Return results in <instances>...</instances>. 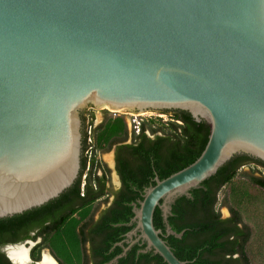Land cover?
I'll use <instances>...</instances> for the list:
<instances>
[{
    "label": "water",
    "instance_id": "obj_1",
    "mask_svg": "<svg viewBox=\"0 0 264 264\" xmlns=\"http://www.w3.org/2000/svg\"><path fill=\"white\" fill-rule=\"evenodd\" d=\"M93 109L125 117L179 110L207 125L199 157L155 177L126 224L125 242L134 237L139 253L186 264L162 239L182 236L167 223L175 200L236 155L264 163V0H0V219L76 182L82 130L89 167ZM156 208L164 235L153 225ZM32 245L0 251L16 264L7 249L23 246L29 264Z\"/></svg>",
    "mask_w": 264,
    "mask_h": 264
},
{
    "label": "trees",
    "instance_id": "obj_2",
    "mask_svg": "<svg viewBox=\"0 0 264 264\" xmlns=\"http://www.w3.org/2000/svg\"><path fill=\"white\" fill-rule=\"evenodd\" d=\"M173 120L168 132L150 130L152 138L147 136V123H141V132L134 141L122 146L129 151V159L125 160L119 171L123 190L108 216H104L101 224L109 229L114 225H123L133 217L132 204L142 200L143 190L154 185V178L159 180L174 174L193 163L201 154L208 140L209 130L201 121L195 122L184 111L168 112ZM82 126L85 116L81 114ZM179 122V123H177ZM127 128L123 118L110 119L95 129L94 146L96 151H108L111 147L125 139ZM82 130L81 170L76 182L58 198L47 204L15 215L0 219V247L6 244H16L26 239H34V229H39V235H46L44 241L52 236V247L56 256L63 260L68 252H73L80 264V245L75 227L88 221L92 215V204L99 199L100 179L95 176L99 164L92 159L90 171L86 172V186L81 192V179L86 169L85 137ZM253 164L262 172L253 169L243 177L249 184L264 191V163L245 155H236L225 163L214 176L204 181L200 188L190 191V197H180L171 207V215L167 223L176 234L182 233L180 239L170 235L162 237L173 254L186 264H250L246 253V245L250 238V230L241 219L240 213L229 207L230 216L222 219L216 211L217 194L222 187L230 183L237 172L244 166ZM257 174V175H255ZM94 184L96 186H94ZM103 184V183H102ZM79 201V206L70 207L73 200ZM71 208L65 215L61 209ZM80 211L76 218L69 217ZM45 223L47 225L45 226ZM153 225L165 234L160 210L155 209ZM117 229H120V227ZM129 229V228H128ZM129 254L131 264H166L153 252ZM125 260L121 259L119 264ZM61 263V264H63ZM0 264H10L0 252Z\"/></svg>",
    "mask_w": 264,
    "mask_h": 264
},
{
    "label": "flooded vegetation",
    "instance_id": "obj_3",
    "mask_svg": "<svg viewBox=\"0 0 264 264\" xmlns=\"http://www.w3.org/2000/svg\"><path fill=\"white\" fill-rule=\"evenodd\" d=\"M164 112L168 113L171 111H164ZM135 114H138V113H135ZM110 118L115 119V118H118V116L113 117L111 114H106V117L103 118V121L101 122V124L107 122L108 120H110ZM119 118H123V117H119ZM129 120H130L131 133L127 132L126 137L123 141L118 142L111 147V150H112V170L114 171V174H115L116 179H117V186L114 188L113 182L110 179L109 173H110L111 169L107 168V166H105V165L104 166L100 165V168L95 170V176L100 179L99 190L102 191L103 193L99 197V199H97L92 204L91 218L88 221L83 222V223H81L75 227V231H76L77 236H78V242L80 245V257H79L80 264H106V263L110 262L111 260H113L115 257H117L122 252V247L127 248L128 246H131L130 243L133 240H135V238L132 237L131 241L129 240V242H125L126 233H128L132 228V227L126 226V224L128 222L123 224L122 226L121 225H114V229H109V228H106L105 226H103L101 224H98L99 221L103 220L104 216H108L109 211L113 208L117 199H119V197L121 195V190L124 189L122 186V181H121V176H120L119 171L121 169L120 164H124L125 162H123V161L129 159V151L127 149L121 148V147L132 143L134 141L135 136H139L140 132H141L140 131L141 126H140L139 132L135 133V131L132 130V125H133V124H131L132 119L129 118ZM131 134H133V135H131ZM94 136H95V134H94ZM147 136H149V135L147 134ZM82 147H83V145H82ZM85 151H86V146H85L84 152ZM84 152H83V154H84ZM95 152H96V149H95ZM93 158L96 159V156H94ZM90 164H91V162L89 163V167H87V161H86V169H85V173L83 175L84 178L82 176V179H81V187L82 188H84L87 184L86 183V181H87L86 172L90 171ZM95 164H100V162H98V160H96ZM94 186H96V185L94 184ZM69 206L70 207H77V206H79V201H77L75 199L70 203ZM99 206H102V208L99 209ZM70 209L71 208H69V207L68 208L63 207L61 209V211H62L63 215H65ZM79 212L80 211H77L72 216H70L68 221L72 218H76ZM228 212H229V210H228ZM229 216H230V214H229ZM222 219H226V218H222ZM46 225H47V223H45V226ZM117 226H118V228L120 227V229H117ZM39 233H40L39 229H34V232L30 233V236L34 235V239L33 240H31V239L24 240V241H31L33 243L32 247L30 248V250L28 252L29 259L31 260V263H29V264H42V261H43L45 254L49 258V262H50L49 264H61V263H63V260L58 258L56 256L54 250H53V247L51 244L53 235H50L48 238L49 241L45 242L44 237L46 235H39ZM118 244H121V246H119ZM3 246H5V245H3ZM3 246H1V247H3ZM134 249H137L136 254L138 255L139 251L143 249V246H139L138 244L132 245L131 248L126 252L125 257L121 258V259L125 260L123 262V264H131L129 254L133 253ZM1 253H3L4 256L6 257L4 252H1ZM141 254H145V253H141ZM6 259L8 260L7 257H6ZM121 259H119L117 261V264H119V261ZM64 262H65V264H77L78 259H77V256L73 252L71 253L69 251L68 257L66 258V260ZM10 264H12V263L10 262Z\"/></svg>",
    "mask_w": 264,
    "mask_h": 264
},
{
    "label": "rangeland",
    "instance_id": "obj_4",
    "mask_svg": "<svg viewBox=\"0 0 264 264\" xmlns=\"http://www.w3.org/2000/svg\"><path fill=\"white\" fill-rule=\"evenodd\" d=\"M106 114L110 112L93 109L87 116L86 121L91 120L94 129H96ZM113 116L123 117V121L126 124L127 132L130 130V117H125L117 114H111ZM112 119V118H110ZM137 121L147 123L146 133L149 137H152L150 130H163L168 132L169 124L173 122L170 115L168 116H142L136 117ZM133 135V134H131ZM96 160L100 162L99 166H107L110 168V179L113 182L114 188L117 186V179L112 170V150L108 151H96L94 153ZM253 169L262 172V169L256 167L253 164L242 167L235 177L220 189L217 194L216 211L222 218L229 216L228 208L232 207L236 209L241 216V219L250 230V238L246 245V253L249 258L250 264H264V191L252 186L243 177V174L251 172ZM257 175V174H255ZM102 206H99V209ZM22 243V242H19ZM28 248V245H25Z\"/></svg>",
    "mask_w": 264,
    "mask_h": 264
},
{
    "label": "bare ground",
    "instance_id": "obj_5",
    "mask_svg": "<svg viewBox=\"0 0 264 264\" xmlns=\"http://www.w3.org/2000/svg\"><path fill=\"white\" fill-rule=\"evenodd\" d=\"M27 249L23 246H14L7 249V254L10 259L16 264H23L27 261ZM49 258L44 255L42 264H49Z\"/></svg>",
    "mask_w": 264,
    "mask_h": 264
},
{
    "label": "built area",
    "instance_id": "obj_6",
    "mask_svg": "<svg viewBox=\"0 0 264 264\" xmlns=\"http://www.w3.org/2000/svg\"><path fill=\"white\" fill-rule=\"evenodd\" d=\"M113 114V113H110ZM113 116V115H112ZM115 117V116H113ZM130 119H132V130L135 131V133L139 132V128H140V122L137 121L136 117H130ZM179 123V122H177ZM87 125H88V130H89V134H90V138H91V145H90V157H89V163L91 162V160L94 157V153H95V146H94V134H95V129L92 125V121L88 120L87 121ZM81 192L83 193V188L81 187Z\"/></svg>",
    "mask_w": 264,
    "mask_h": 264
}]
</instances>
